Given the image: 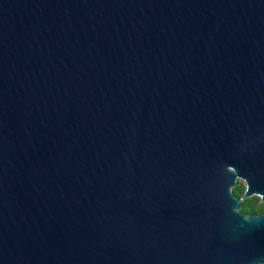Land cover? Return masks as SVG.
Listing matches in <instances>:
<instances>
[{
	"label": "water",
	"instance_id": "95a60500",
	"mask_svg": "<svg viewBox=\"0 0 264 264\" xmlns=\"http://www.w3.org/2000/svg\"><path fill=\"white\" fill-rule=\"evenodd\" d=\"M252 196L264 0H0V264H264Z\"/></svg>",
	"mask_w": 264,
	"mask_h": 264
},
{
	"label": "trees",
	"instance_id": "16d2710c",
	"mask_svg": "<svg viewBox=\"0 0 264 264\" xmlns=\"http://www.w3.org/2000/svg\"><path fill=\"white\" fill-rule=\"evenodd\" d=\"M242 187L239 184L238 188L234 191V196L239 198L242 194ZM240 212L248 214V213H255L260 214L264 212V204L259 203L256 198L246 199L243 201Z\"/></svg>",
	"mask_w": 264,
	"mask_h": 264
},
{
	"label": "flooded vegetation",
	"instance_id": "af4514ba",
	"mask_svg": "<svg viewBox=\"0 0 264 264\" xmlns=\"http://www.w3.org/2000/svg\"><path fill=\"white\" fill-rule=\"evenodd\" d=\"M239 184L242 185L241 183H238V184H237L236 188L233 190V195H234V191L238 188V185H239ZM242 187H243V186H242ZM251 198H256L257 201H258L259 203H262V202H260L259 199H258L257 197H255V196L248 197V198H246V199H251ZM246 199H244V200H246ZM244 200H243V201H244ZM243 201H242V203H243ZM263 204H264V203H263ZM262 213H264V212H262ZM248 214H249V213H248ZM253 214H255V213H253ZM260 214H261V213H260Z\"/></svg>",
	"mask_w": 264,
	"mask_h": 264
},
{
	"label": "rangeland",
	"instance_id": "374dc122",
	"mask_svg": "<svg viewBox=\"0 0 264 264\" xmlns=\"http://www.w3.org/2000/svg\"><path fill=\"white\" fill-rule=\"evenodd\" d=\"M243 185H241V187H242ZM242 189H243V187H242Z\"/></svg>",
	"mask_w": 264,
	"mask_h": 264
}]
</instances>
